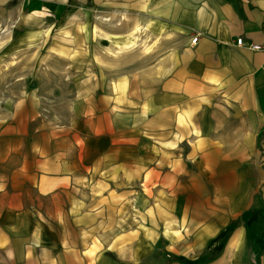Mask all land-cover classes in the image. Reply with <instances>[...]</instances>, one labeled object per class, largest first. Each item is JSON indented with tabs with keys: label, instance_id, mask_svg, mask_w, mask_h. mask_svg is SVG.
<instances>
[{
	"label": "crops",
	"instance_id": "crops-1",
	"mask_svg": "<svg viewBox=\"0 0 264 264\" xmlns=\"http://www.w3.org/2000/svg\"><path fill=\"white\" fill-rule=\"evenodd\" d=\"M0 21L53 53L89 54L95 21L146 47L74 79L64 116L1 108L0 264H264V0H0Z\"/></svg>",
	"mask_w": 264,
	"mask_h": 264
},
{
	"label": "rangeland",
	"instance_id": "rangeland-1",
	"mask_svg": "<svg viewBox=\"0 0 264 264\" xmlns=\"http://www.w3.org/2000/svg\"><path fill=\"white\" fill-rule=\"evenodd\" d=\"M118 24L95 21V31L106 28L111 35L99 31L102 35L93 37L89 54H69L51 52L52 37L17 38L12 32L14 26L0 21V110L21 93L31 91L41 98L47 115L64 116L67 100L73 97L74 79L80 82L83 77L113 75L114 62L128 68L130 62H135L137 58L144 61L146 47L145 38L140 35L142 29L136 30L140 40L136 45L134 36L132 42L127 37L113 36L114 25ZM141 45H144L143 48H140ZM137 49L144 53L137 54ZM98 64L103 67L99 69Z\"/></svg>",
	"mask_w": 264,
	"mask_h": 264
},
{
	"label": "built area",
	"instance_id": "built-area-1",
	"mask_svg": "<svg viewBox=\"0 0 264 264\" xmlns=\"http://www.w3.org/2000/svg\"><path fill=\"white\" fill-rule=\"evenodd\" d=\"M197 42H198V38H195V39H193V41H192L193 44H196ZM243 43H244V41H243L242 39H239V40H238V45L242 46ZM250 48H251L252 50H255V51H260V50L262 49V47L259 46V45H250Z\"/></svg>",
	"mask_w": 264,
	"mask_h": 264
}]
</instances>
